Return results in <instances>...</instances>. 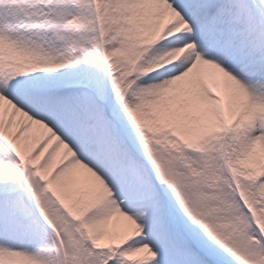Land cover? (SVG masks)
Returning a JSON list of instances; mask_svg holds the SVG:
<instances>
[{"label":"snow or ice","instance_id":"1","mask_svg":"<svg viewBox=\"0 0 264 264\" xmlns=\"http://www.w3.org/2000/svg\"><path fill=\"white\" fill-rule=\"evenodd\" d=\"M0 264H264V0H0Z\"/></svg>","mask_w":264,"mask_h":264}]
</instances>
